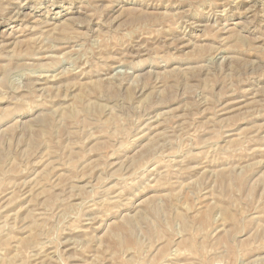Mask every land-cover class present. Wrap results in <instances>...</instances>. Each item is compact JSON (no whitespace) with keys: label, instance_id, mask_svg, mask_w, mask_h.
<instances>
[{"label":"rangeland","instance_id":"obj_1","mask_svg":"<svg viewBox=\"0 0 264 264\" xmlns=\"http://www.w3.org/2000/svg\"><path fill=\"white\" fill-rule=\"evenodd\" d=\"M0 264H264V0H0Z\"/></svg>","mask_w":264,"mask_h":264}]
</instances>
